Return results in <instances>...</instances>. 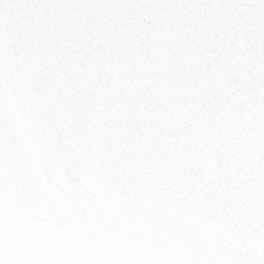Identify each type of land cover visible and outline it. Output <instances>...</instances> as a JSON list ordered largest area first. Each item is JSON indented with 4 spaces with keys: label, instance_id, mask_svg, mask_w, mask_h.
<instances>
[{
    "label": "snow or ice",
    "instance_id": "snow-or-ice-1",
    "mask_svg": "<svg viewBox=\"0 0 264 264\" xmlns=\"http://www.w3.org/2000/svg\"><path fill=\"white\" fill-rule=\"evenodd\" d=\"M0 264H264V0H0Z\"/></svg>",
    "mask_w": 264,
    "mask_h": 264
}]
</instances>
